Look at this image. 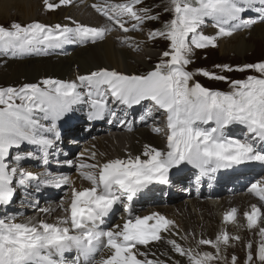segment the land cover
I'll use <instances>...</instances> for the list:
<instances>
[{
    "label": "snow or ice",
    "instance_id": "6c2138e0",
    "mask_svg": "<svg viewBox=\"0 0 264 264\" xmlns=\"http://www.w3.org/2000/svg\"><path fill=\"white\" fill-rule=\"evenodd\" d=\"M43 3L46 10L52 11L70 4L71 0L58 3L43 0ZM142 3L143 0H126L115 4L105 0L104 5L93 4L110 22L109 27H90L75 21V27L40 22L0 26V54H40L41 47L95 43L112 26L125 33L138 31L145 21L159 19V14L152 15L151 9L136 7ZM164 10L171 13V18L162 28L149 31L148 38L166 40L167 50L145 74L100 68L77 76L79 84L45 78L20 87L0 88V207L6 208L14 200L17 189L30 187L33 181L36 193L44 187L70 184L66 174L48 171L47 166L50 150L61 139L57 121L70 114L77 104H89L90 121L107 118L112 123L118 117V109L144 108L147 103L137 122L159 120V113L166 128L163 149L146 143L142 153L136 156L128 154L127 158L76 165L79 177L88 186L71 187L67 200L61 198L58 205L64 215L54 222L39 215L21 222H16L12 214L0 217V264H180L167 251L159 254L151 251L161 242L188 264H213L220 256L221 244L227 247L229 240H239L238 236L223 231L215 240L198 241L199 245L214 248L215 255L185 248L175 239H165V234L179 235L171 231L172 220L155 212L136 215L133 202L151 185L168 183L170 170L184 164L198 170L197 182L202 176L251 162L264 165V61L214 65L221 73L250 70L258 74L244 79L230 80L204 68L187 70L193 62L194 49L217 47L219 38L251 28L258 20L264 22V0H167ZM249 11L258 13V20L244 19L243 14ZM207 20L216 28L215 35L202 31ZM129 22L131 26L127 27ZM131 40L132 37L126 36L121 43ZM197 75L226 82L229 91L204 87L194 80ZM120 123L127 124L131 130L133 122L120 119ZM234 126L241 129L239 135L229 134ZM153 131L159 134L164 129L154 127ZM25 146L33 150H24ZM31 159L42 160L46 169L42 175L22 166ZM92 159L95 160V153ZM63 163L73 166L71 160ZM247 192L264 204V178L251 182ZM30 203L39 213L53 211L39 208L38 201ZM118 204L122 205L126 218L122 224L104 228L106 218ZM237 213L236 208L226 211L224 222L235 221ZM244 216L250 230L264 220V212L257 204H252ZM258 236L255 256L251 241L245 245L244 264H264V227L259 228ZM69 252H75L71 259L65 255ZM236 261L233 255L231 264Z\"/></svg>",
    "mask_w": 264,
    "mask_h": 264
},
{
    "label": "bare ground",
    "instance_id": "6f19581e",
    "mask_svg": "<svg viewBox=\"0 0 264 264\" xmlns=\"http://www.w3.org/2000/svg\"><path fill=\"white\" fill-rule=\"evenodd\" d=\"M95 1L96 0H72V4L70 6H60L56 11L50 13V16L47 17L48 19L44 20L42 18L39 19L40 16L38 15V11L42 9L39 2H43V0H0V22L4 21V19L6 20L8 9L10 11V8H14L16 9V11L22 14L21 16L23 17L21 20H23V22L27 24L36 21H42L45 24H54L55 22L61 21L66 17H70L74 21H80L81 24H86L88 26L107 27V25L104 24V20H102V18H96L94 21H90V18L84 20V17H86L85 15H87L85 13H88V10H86V8H89L91 4L95 3ZM206 26L209 27L211 25L208 23ZM205 31L209 35H215L217 30L216 28H210L209 30ZM129 36L132 38L136 37L137 40L139 39L138 35L129 34ZM138 41H131V43L134 45L138 43ZM217 42L220 45L219 47L221 55L224 56L235 53L242 61V64H245L244 58L247 54L254 53L256 50L260 49V47H262V51L264 53V22L256 23L252 25L251 28L237 32L235 34H232L231 36L221 37L217 40ZM120 44L122 45L121 39H119L115 35V33H111L109 35H106L103 40L86 45L82 48H77L70 54H67L65 56H52L48 58H26L21 60L9 61L0 59V82H5V85L10 84L11 82H13L12 84H18L22 79H26L29 81H33L38 78L41 79L44 77L45 73L47 76L50 75V77H63V79H67L69 77L71 79H74L76 74L82 75L90 73L92 71H96V69L100 68L115 69L116 71L118 70L122 73L131 74L135 73L140 66H149L147 58L155 56L154 53H148L145 55V61L142 56L135 57L131 52L132 50H130L131 48H129L128 46L119 48L118 45ZM73 67H76V74H74V70H72L74 69ZM134 119L135 117L132 120H129V117L126 119L127 121L133 122L131 125V130L128 129L127 124H122L118 129H114V131H116L114 133V136L107 137L103 135L99 138H96V141L92 140L88 143H83L82 141L80 143L81 147L79 148V150L82 147L84 149V152H81L83 155V160L86 158L88 159V157L84 155H88L87 150L92 145H96L97 149H93V151L97 154L98 162L101 163L106 160L114 159V157L116 156H118V158H127L128 154H131L133 156L139 155L142 153L143 145L146 143L157 148L163 146L162 139L158 135H154L149 128H146L144 126L142 122L137 123L134 121ZM87 124L88 123H86L84 126H86ZM110 131L113 132V129H110ZM79 134L84 135V132L82 133L81 128L77 127L72 132H69L67 138H69L70 141V138L72 139L74 135L80 136ZM93 134L94 133H92V135ZM67 138H62L59 141L66 144ZM79 138H81V136ZM72 148L73 146L71 147L70 151L67 150V153H71ZM90 161L92 163V160ZM68 177L71 187L73 185L77 188L81 187V185L88 186L86 181L81 180L79 174L76 175L72 173ZM174 190L175 191L172 195H162L159 201H175L176 198H178L174 194L175 192L177 194H180V192L183 191V188L177 180L174 182ZM238 193L222 195L224 197H215V199L217 198V201H213V198H210L208 199L210 201H207L203 204L198 203V199L200 198L189 196V202L192 203L193 207L188 211L185 209V204H181L180 206L178 204L169 207L166 205L160 207L151 206L152 209H142L138 211V213L139 215L143 216L155 212L165 216L164 214H167L166 212L169 211L170 215H168V217H165L169 220L175 219L176 222L171 231L178 232L179 235L165 234V239H175L183 247L195 250V243L207 234H209L207 238H209L212 234V240H215L216 236L219 233L223 231L228 232L227 229H229V231H234L233 229L236 228L237 230L240 229L243 231L245 224L247 225L245 216L242 219V221H244V224H240L238 226V229L235 225V222L238 219L237 216L235 221L225 223L223 219L224 213L232 208H236L238 210V214L240 211L242 215V213H244L245 211H250V207L252 204H258L259 202L247 194H243L242 192ZM58 204L59 201H54L46 206L40 207L41 209H53L50 214L39 213L37 210H34L31 213V210H29L28 215L19 217V221L21 222L25 220L28 216L35 217L39 215L42 218L47 219L49 222H54L57 217H61L63 215L56 214V207H58ZM215 204H218L217 211L219 212L220 216L218 217L217 225L214 226L212 225L211 221L214 217H216L214 216ZM257 206L259 207V204ZM21 208H24V206L21 205ZM260 208L261 211L264 212V208ZM176 214L179 216H177ZM200 216H202L204 219H207L208 224H211L210 226L206 224L208 227L203 225L201 227V232L198 229V224L200 222L198 218ZM123 219L124 218H120L116 221V223L121 224L123 222ZM194 219L198 222L195 225L193 224L194 226H192L190 222ZM231 224L234 228H231ZM260 226L261 222L259 221L258 226L252 228L251 231H256L257 233L258 231L256 229H259ZM217 228L219 229L218 231L221 230L219 233L218 231H216ZM207 230H209L210 232H208ZM244 230L246 232L250 229L246 226ZM190 231H192V233L190 234L191 238L189 239L186 235H189L188 233ZM257 238L260 239L258 233ZM221 246H223V244H221ZM151 251L157 252V254H159V252L161 251H167L168 255L171 256L174 260L180 261V264H188L187 260L184 257H180L178 254L172 252L170 246L164 242H161L159 245L152 247ZM220 256H222L221 253ZM161 259L166 258L161 257ZM169 263L171 264V262Z\"/></svg>",
    "mask_w": 264,
    "mask_h": 264
},
{
    "label": "rangeland",
    "instance_id": "374dc122",
    "mask_svg": "<svg viewBox=\"0 0 264 264\" xmlns=\"http://www.w3.org/2000/svg\"><path fill=\"white\" fill-rule=\"evenodd\" d=\"M39 3H40V6L42 7V9H40L38 11L39 12L38 15L40 16L39 19H41V18L44 19V20L45 19H48L47 17L50 16V13L44 10L42 2H39ZM166 6H167V0H145V1H143V3L141 5L136 6L137 8H139V7H145V8L151 9V14L152 15L159 14V19L152 20V21H146L144 27L141 30H139L135 34H131V35H138L139 36V39H138L139 41L137 40L138 43H136V45L137 44H140L139 45L140 47H138V49H137V48H135L136 45L135 44L133 45L132 43H131L132 46L129 47V48H131L130 50H132L131 52H132V54L135 57L142 56L143 59L145 60L146 59V56H145L146 54H148V53H154L155 54L154 57L147 58V62L149 63V66H146V65L140 66L136 70V72L144 73L147 70H149L152 67H154L160 61V58H161V55H162L163 51L167 50L168 42L166 40H162V39H159V38H157L155 40H149V38H148L149 31H151L153 29L162 28L164 22L167 21V20H169L171 18V13L165 12V10H164ZM89 8H86V10H88V13H85V14H87V15H85L87 18L84 17V20L85 19H88V18H90V21H94L96 18L99 19V17H96L97 15L91 9H89ZM21 15L22 14L19 13L18 11H16V9H14V8H10V11L8 9V12H7V15H6L7 18H6V20L4 19V21L0 22V26L9 27L14 22L15 23H19L21 25H26L27 23H25V22H23V20H21L22 17H23ZM67 20H69V19H67ZM39 22H42V21H39ZM48 25H52V24H48ZM206 30H209V29H206ZM113 33H115V35H116V32H113ZM109 34L110 33L108 32L107 35H109ZM205 34H207V33L205 32ZM207 35H209V34H207ZM216 43L218 45L217 47H208V48L199 49V50L194 49L193 55L191 56V59H192L193 62L187 66V70L188 71H193V70H195L197 68H204V69H207L209 71L216 72L217 74L226 75V76L229 77L230 80L244 79L248 75L257 74V73H255L253 71H250V70L249 71H245V72L233 71V72H224V73H221L219 71V69L214 68V65H224V64H228V65H231V66L244 65V64H242V61L239 59V57L235 53H231L230 55H224V56L221 55V53H220V47H219L220 45H219L218 42H216ZM129 44H130V42L129 43H124V45L122 43V45L120 44V45H118V47L121 48V47H124V46H128ZM244 60H245V64H252V63L264 61V53L262 51V47H260V49L256 50L254 53L247 54L245 56ZM72 70H74V74H76V71H77L76 70V67L74 69H72ZM119 72H121V71H119ZM40 77H42V76H40ZM44 77H50V75L47 76L46 73H45L44 74ZM39 79L40 78L35 79L33 81H29V80H26V79H22L21 82L18 83V84H12L13 82H11L10 84H7V85H5L6 84L5 82H0V87H7V86H13V85L14 86H21V85H23L25 83L35 82V81H37ZM194 80L199 81L204 87H207L209 89H217V90H220V91H229V85H228V83L223 82V81L212 80V79L206 78V77H204L202 75L195 76L194 77ZM108 133H110V132H108ZM108 133L102 132V134H100V135H97V133H96V136L92 137L91 139L89 138V136L84 135V138H82L81 140L83 141V143H85V142L88 143V142H90L92 140L93 141H96V138H99L100 136H103V135L104 136H107V137H110V136H114L115 135L114 134L115 132H113V134H108ZM82 141H77V143H76L77 146L74 149V151L77 150V149H79L81 147V144L80 143ZM89 149H90V151H89ZM89 149L87 150L88 155H84V156L88 157V159H84V161L87 160L86 162H88V163H91L90 160H92V163L93 162H97L98 161L97 154L93 151V149H97L96 148V145H92L91 147H89ZM82 151L84 152L83 147L77 153L82 154L81 153ZM93 153H95V160L92 159V154ZM101 154H103V153H101ZM70 156H72V153H71ZM73 158L74 157H72V159ZM116 158H118V156L114 157V159H116ZM22 166L27 170V166H25L24 164ZM186 196L187 195H183L181 193L178 196V198H176L175 201H166L164 204H158L159 206L157 205V207L165 206V205L169 207V206H174V205H178V204L180 206L181 204H185L186 205L185 206V209L188 211V210H190L193 207V205H192L191 202H189V198L188 197L186 198ZM222 197H224V196H222ZM205 199L206 198L198 199V201H199L198 203L199 204H203V203H205L207 201H210L208 199H206V200ZM216 199L213 198L212 200L214 201ZM185 201H187V202H185ZM45 203H47V202H41V201H39L38 202V207L40 208V207H43V206L48 205V204H45ZM254 204H257V203H254ZM24 206H25V208L23 210H24L25 213H23L22 216L23 215H28L29 210H31V213L34 210H36V209H34L31 206V204H27V205H24ZM259 207H261V206L259 205ZM56 208H57L56 209V211H57L56 214H61L62 215L63 214L62 210L59 207H56ZM217 208H218V204H215V206H214V210H215L214 216H216V217H214L212 219V221H211L212 222V225H214V226L217 225V223H218L217 220H218V217L220 216L219 212L217 211L218 210ZM223 211H225V210H223ZM166 213L167 214H164V215L166 217H168V215H170L169 214V211L166 212ZM243 214L244 213H242V215H241V212L240 211H239V214L237 213V218L238 219L235 222V225L237 226V228H238V226L240 224H242L244 222V221H242V219L244 217ZM177 216H179V215H177ZM198 219L200 221L199 224H198V229L200 230V232H201V227L203 225L204 226H207V225L210 226L211 225V224H208V220L207 219H204L202 216H200ZM172 221L174 222V225H175V222H176L175 219H172ZM197 222L198 221L194 219L190 223H191L192 226H194ZM260 222H261V226L260 227H264V220H261ZM218 225H220V224H218ZM246 226L247 225L245 224L244 228H246ZM231 228H234L232 224H231ZM244 228H243V231L240 230L239 228H238L239 230H237L236 228H234L233 229L234 231H231V230L229 231V229H227V231H228L227 233L230 236H238L239 237V240H229V243H228V246L227 247H225L224 245L223 246H220L221 249H222V252L220 251V253L222 254V256H219V258L217 260L213 261V264H231V258H232L233 255H235L236 258H237L236 264H244V261L246 259V255H247V249H246L245 245L249 241H251V243H252V253H253V256H255V249H256L257 242L259 240V238H257V233L259 232V229L258 228L256 229L258 231L256 233V231H251V230H248V231L245 232ZM218 230L219 229L217 228L216 231H218ZM207 231L210 232L209 230H207ZM220 231H218V233ZM212 232H213V230H212ZM214 232H215V230H214ZM191 233H192V231H190L188 233L189 235H186L189 239L191 238V235H190ZM193 234H194V232H193ZM208 236H209V234H207L206 236H203V237H204V239L206 238V239H211L212 240V234H211V236L209 238H207ZM203 237L200 238V239H203ZM195 246H196V249H195L196 251H200V252H211L214 255L216 254V250L214 248H212L211 246H208V245H199L198 244V241L195 243Z\"/></svg>",
    "mask_w": 264,
    "mask_h": 264
},
{
    "label": "water",
    "instance_id": "95a60500",
    "mask_svg": "<svg viewBox=\"0 0 264 264\" xmlns=\"http://www.w3.org/2000/svg\"><path fill=\"white\" fill-rule=\"evenodd\" d=\"M61 78H63V77H61Z\"/></svg>",
    "mask_w": 264,
    "mask_h": 264
}]
</instances>
